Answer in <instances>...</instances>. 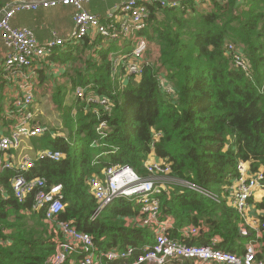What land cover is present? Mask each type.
<instances>
[{"label": "trees", "instance_id": "trees-1", "mask_svg": "<svg viewBox=\"0 0 264 264\" xmlns=\"http://www.w3.org/2000/svg\"><path fill=\"white\" fill-rule=\"evenodd\" d=\"M3 3L0 0V8ZM142 33L148 54L154 46L156 55L138 78L127 76L123 67L119 76L111 77L109 55L129 50L125 43L104 48L100 38H84L54 50L46 59L72 69L71 94L78 86H89L108 97L113 108L109 114L96 115L94 106L74 97L66 105L69 91L56 86L51 101L67 137L44 135L51 138L47 136L46 149L59 151L62 158L37 161L29 172L47 185L62 186L65 207L58 220L90 235L98 254L132 247V259L154 244L153 231L125 225V218L137 216L139 209L124 198L112 201L90 221L95 208L86 183L90 176H100L110 166H128L146 176L144 162L151 154L168 163L174 176L217 194L235 177L238 161L264 175V0H215L209 9L151 8ZM227 43L242 48L250 77L232 67ZM47 71L43 64L38 83L50 81ZM159 78L171 92L160 86ZM5 97L0 85V127L5 125ZM102 122L106 129L98 132ZM12 174L6 171L1 176L7 198L0 200V264H43L59 235L44 223L42 211L32 210L30 198L23 204L13 198L8 183ZM158 200L159 221L173 223L165 232L169 238L190 246H210L217 239L214 249L243 254L249 237L240 235V218L225 197L216 203L170 186ZM189 226L199 233L186 239L181 231ZM262 243L257 258L264 260V232ZM76 260L73 255L64 264Z\"/></svg>", "mask_w": 264, "mask_h": 264}, {"label": "built area", "instance_id": "built-area-1", "mask_svg": "<svg viewBox=\"0 0 264 264\" xmlns=\"http://www.w3.org/2000/svg\"><path fill=\"white\" fill-rule=\"evenodd\" d=\"M213 1L117 0L115 10L108 12L104 19L86 9L91 0H12L0 8V85L6 95L2 102L5 125L0 127V200L7 198L1 176L10 171L13 174L8 178V183L13 198L19 204L30 198L32 210L42 211L44 223L55 228L59 235V238H53L55 248L46 255L43 264H64L73 255H77L75 264H104V261H120L118 264H264V260L257 258L263 246L264 175L262 172H251L248 162L238 161L235 177L222 187L220 194L174 176L170 165L156 159L153 154L144 162L146 176L138 175L128 166H110L100 176H90L86 183L95 201L90 221H95L112 201L124 198L133 201L139 209L137 216L125 218V225L153 231L154 244L142 249L132 259V247L123 251L111 249L98 254L90 235L77 231L70 222L58 220V215L65 207L62 186L47 185L43 178L29 176V172L37 161L58 162L62 154L45 149L38 151L35 159H32L26 153L32 150L31 147L21 146L24 139L41 137L47 131L39 123L40 109L37 106L35 84L43 64L49 71L56 66V63H48L46 60L54 50L64 49L67 44L84 38L90 41L100 38L104 48L109 47L110 43H116L118 47L125 43L129 50L109 55L111 77L119 76V69L123 67L127 76L138 78L148 61L149 44L142 32L148 25L151 8L187 10L193 6L209 9ZM58 6L72 9L73 31L66 39L52 32L50 39L39 42L31 29L11 23L18 13ZM225 52L231 59L232 67L250 77L251 66L242 48L227 43ZM158 80L160 86L171 92L163 78ZM72 96L94 106L96 115L112 111L113 103L110 99L90 90L89 86L76 87ZM104 129L106 125L102 122L97 131ZM170 186L189 190L216 203L225 197L240 218V235L249 237L243 254L238 256L214 249L217 239H213L210 246H190L169 238L165 232L172 228L173 223L169 220L159 221L158 197ZM261 203L262 207H258ZM198 233V229L192 226L181 231L186 239L194 238Z\"/></svg>", "mask_w": 264, "mask_h": 264}, {"label": "rangeland", "instance_id": "rangeland-1", "mask_svg": "<svg viewBox=\"0 0 264 264\" xmlns=\"http://www.w3.org/2000/svg\"><path fill=\"white\" fill-rule=\"evenodd\" d=\"M6 2V0H3ZM99 0H94L93 2H98ZM106 2V1H105ZM105 2H98L99 4H103ZM99 5V6H101ZM104 5V4H103ZM200 9V8H198ZM56 11V12H55ZM52 14L53 19L51 20L50 26H52L54 29L60 31L61 35L62 33H65L69 30V20L60 14L59 10H55ZM21 16L23 14L18 15L13 24L15 25H21L22 19ZM1 54V50H0ZM156 50L155 47H150L149 54L147 56V60H155ZM64 69L55 70V76L51 78V81H47L43 84L38 83L36 81L35 87L37 88V93L39 94L38 100H37V106L40 109V124H43L46 129L47 133L49 134L51 138L54 137H67L66 130L62 127L59 114L55 108V106L52 104L51 96L54 92V88L56 86H64L66 89L70 87L69 84V77L73 74L72 69L67 66L63 65ZM43 86V87H41ZM72 101V95L69 93L67 97L65 98V104L70 105ZM48 136V135H47ZM46 135L41 137H36L33 139H24L21 143V146L23 147H31V151H26V153L32 158L35 159V155L40 150H45L50 146V143L48 141V137ZM49 137V138H50ZM50 138V139H51ZM69 259V258H68ZM72 261V260H71ZM173 264V263H170Z\"/></svg>", "mask_w": 264, "mask_h": 264}, {"label": "crops", "instance_id": "crops-1", "mask_svg": "<svg viewBox=\"0 0 264 264\" xmlns=\"http://www.w3.org/2000/svg\"><path fill=\"white\" fill-rule=\"evenodd\" d=\"M11 1L12 0H6V2L4 1L3 6L5 4H7L8 2H11ZM93 1L94 0H91V2L88 5H86V9L89 12L100 16L102 19L105 18V16L107 15L108 12H113L115 10L114 8L117 5V0H99L100 2L106 1L105 3H103L104 5L99 4L98 3L99 1L96 3ZM99 5H101V6H99ZM57 9L59 10L61 15H63L64 17H66L69 20V23H70L69 24V30L66 31L65 33H62L63 36L61 35L60 31H58V30L54 29L52 26H50L51 20L53 19L52 14ZM20 14H23V16H21V19H22L21 25L13 24L15 18ZM71 14H72V9L70 7L58 6L56 8H51V9H39V10L34 11V12L18 13L11 20V23H12V25L17 26V27H27V28L31 29L34 32V34H35V36L39 42H44V41H47L48 39H50L52 32L56 33L58 37H60L62 39H66L69 36V34L72 33V31H73V23H72V19H71ZM0 50H1V54H0V59H1V55H2L1 44H0ZM125 50L120 49V51H118V52L120 53V52L125 51ZM62 68L64 69L63 65L56 64V66L54 68H51L50 71L46 72L47 75L50 77V81H51V78H53L55 76V70H59ZM37 81H38V79H37ZM41 87H43V86H41ZM69 88L70 87H68L66 89L67 92L69 91ZM9 91H11V90H9ZM70 92H72V91H69L68 94ZM3 93H5L4 90H3ZM35 94H36V97L38 99L39 94L37 93V88H36ZM39 119H40V117H39ZM75 254H77V253H75ZM74 256H77V255H74ZM72 264H75V263L73 262Z\"/></svg>", "mask_w": 264, "mask_h": 264}]
</instances>
